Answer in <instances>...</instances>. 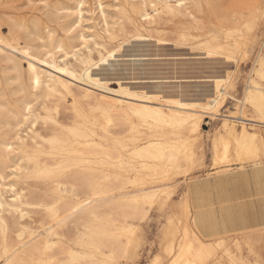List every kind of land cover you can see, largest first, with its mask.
Masks as SVG:
<instances>
[{"label":"bare ground","instance_id":"bare-ground-1","mask_svg":"<svg viewBox=\"0 0 264 264\" xmlns=\"http://www.w3.org/2000/svg\"><path fill=\"white\" fill-rule=\"evenodd\" d=\"M95 1L94 11L85 10V0H75L73 7L64 5L47 13L56 15L59 22L64 18L60 23L64 35L59 38H55L54 28L47 30L46 38L41 36L39 21L32 23V30L27 27L26 35L31 40L38 37L37 44L12 43L0 30V60L15 72L5 82L0 79V264H112L125 257L135 235L133 221L144 220L147 206L163 191L149 184L188 172L181 164L190 168L195 151L186 134L199 131L203 115L218 116L227 98L239 105L223 117L228 138L223 131L218 135L216 141H221L225 151L215 154L212 166L219 169L216 172L228 170L229 163H222L231 161L234 141L235 159L255 162L251 172L257 181L255 197L264 203V164L257 159L260 151L264 153V139L252 130L264 128V0H228L227 42L207 40L203 46L208 56L224 55L228 68L251 65L243 96L229 93L232 75H209L201 101L193 102L180 95L131 91L123 86L119 88L121 97H112L79 81L87 78L107 89L108 81L92 77L93 67L105 64L133 39L155 37L157 42H167L160 34L164 24L172 22V30H179L183 39L194 36L191 33L203 25L200 16L206 0H112L115 9L111 13L104 0ZM61 10L65 12L59 15ZM23 23L13 21L10 34L26 29ZM66 93L97 99L100 116L93 115L98 110L88 114L77 108L74 97L76 117L60 120L58 114L66 103L61 97ZM249 108L253 117L245 113ZM123 125H128V132L118 136L121 131L116 128ZM115 164L117 170L111 168ZM237 174L231 183L238 184ZM129 184L141 189L136 194L127 192ZM244 202L240 196L228 202V230L216 215V230L196 237L190 236V229L183 230V242L171 264H206L217 248L205 241L223 244L230 233L246 231L245 226L236 225L241 216L235 215ZM183 205L188 213L193 212L189 199ZM193 221L198 229L197 216ZM172 250L170 247V253ZM230 251L226 254L235 261ZM214 264L223 263L217 259Z\"/></svg>","mask_w":264,"mask_h":264},{"label":"rangeland","instance_id":"rangeland-1","mask_svg":"<svg viewBox=\"0 0 264 264\" xmlns=\"http://www.w3.org/2000/svg\"><path fill=\"white\" fill-rule=\"evenodd\" d=\"M104 1L106 2L108 10L111 13V11L115 9L113 6H111L112 3L110 1L112 0ZM95 2V0H85V10L88 11L89 8V10L94 11L97 6ZM73 3L75 4V0H0V30L12 43L17 41L22 46L26 45L25 42H34V44L40 42V39L36 36L35 38L32 37L33 40L26 36L27 27L29 30H32L34 28L32 24L34 21H39L38 32H40V35L44 38H46L47 30L49 28L55 29V38L62 37L64 33L61 30L60 25L62 22H64V18L60 19L61 22H59V18H57L56 15L54 18L53 16H49L47 13L50 14V12H55L57 8H62V6L64 8V5L67 7H73ZM61 11L58 13L59 15L65 12L64 10ZM88 15L90 16L89 13L86 14V16ZM200 17L203 25H201V29L191 33L194 36L188 35L185 39H183L179 30H172V26H174V24L170 22L172 23L171 25L170 23L163 25V30H161L160 33L163 37L168 39L167 42H157L155 37H152V39L150 37L143 39H133V41L131 40L130 42L124 44L122 50L118 53H115V55L108 59L105 64L101 63L102 65L99 64L96 66V68L93 67L91 70L92 77L101 78L102 82L108 81L106 82L108 87L107 89L97 86L87 78H85L83 82L79 81V84L89 87L98 93L106 92L104 94L108 93L107 95L112 97H121L119 88L121 89L123 86V88H128L131 91L158 90L163 93L166 92L167 95H170V93L171 95H180V98L182 97L181 99L184 101L193 102V100L201 101V93L208 89L210 82L205 81L207 76H225V74H228L233 76L231 83L228 86L229 93L237 98H241L247 85L246 79L249 75L251 65L245 64L241 67L230 65V68H228L229 65L227 66V63H225L224 55L216 54L208 56L205 53L206 50H204L207 40H210L213 43H221L223 45L228 40L225 38V36H228V0H206L204 3V11L201 13ZM13 21H17L18 23L24 22L25 24H23L25 25L26 29H20L17 33H15L17 35L12 36L9 32V25L12 24ZM144 25L146 27L148 26L146 24ZM168 25L170 26V29L168 28ZM215 28L220 32H218ZM166 33H168V35ZM15 38L19 39L17 40ZM39 57H42V52L40 53ZM6 66L7 64L0 60V79L3 82H5L4 78L6 79L9 76L15 75V72L7 70L5 68ZM26 66L27 65L25 64V67ZM24 77L25 80H27L26 74ZM110 89L113 90L110 91ZM114 89H116L115 92ZM106 90L110 92H107ZM74 97L75 95L67 93L61 97L63 98V102H66L65 105H67L66 108L64 105V108H62L63 110L61 109L58 114V118L60 120L64 118L73 119L76 117V111L72 107L75 98H77ZM99 105L100 102L95 98L92 99V97L89 98L78 95V98L76 99L77 108L83 110L85 113L89 112L88 114H90V111L98 110L94 113L91 112L93 115L98 113V115H96L97 117L101 114L99 113V109H96ZM238 105L239 103L236 101L227 98L226 105L220 110L218 116H211L207 114L203 115L199 131L186 134L188 138L185 136V139L191 140L193 142V149L195 151L194 163L189 168L184 162H182V168L188 170V172H185L186 174L182 172L181 175L178 174L176 176H172L162 183H154L149 184L151 186H146L152 188L155 187L156 189L163 190L164 192L162 191L160 193L161 195L159 194L160 197L158 196V198L160 200L156 199L152 206H147L149 211L144 220L133 221V223L135 222L134 224H136L134 231L135 235H133V243H131V247L129 246L128 248V253L125 256L126 258H117L115 261H111L112 264H171L179 250L180 244L183 242L182 237L184 231L186 229H190L191 231L189 230V232L191 237H196L197 234H200L193 221V212L190 211L188 213L183 205V202L186 199H189L187 195V189L194 179L200 177V175L204 173H206L208 176L211 175L209 165L207 164L211 149V147L208 145V140H210V130L217 129L214 131L216 133L213 136V145L211 149L214 158L215 154L218 156L223 155L225 151L223 145H221V141H216L217 135L221 136L220 132L223 131V137L228 138V132L224 131L222 127L224 121L223 117L225 115L231 114L235 109L237 110ZM83 107H86V110H84ZM91 107L93 108L91 109ZM245 113L247 117H253V115H255L251 108L247 109ZM123 126L116 128L118 132L121 131L118 136H125L128 132H125L126 129L128 130V125ZM140 129L147 131L143 126H140ZM252 130L262 134L264 139V128H254ZM235 145L236 143L234 141H232L230 144L229 154L232 155L230 156L231 161L224 162L225 164L222 163V165L225 166L229 163L228 173L235 172V174L241 173L244 175L248 170H252L254 168L255 162H253V160H243L241 162L236 160V156L234 155V153H236ZM219 149H221L223 152H221ZM257 159H259V162L261 163L263 161L264 164V153L262 151H260V156ZM113 165L111 168L117 170L116 164L115 166ZM240 165L243 167L239 168L241 167ZM218 170L219 169L214 171L216 172ZM220 172L216 173L218 174ZM130 175L132 176L134 174L130 173ZM140 189V186L135 187V185H130L126 191L132 192L133 194L135 192L136 194ZM173 190L174 193L171 197L165 196V194ZM245 191L242 190V195L246 193ZM202 238L203 240H211L209 238ZM225 238L226 239L223 244L218 243L214 239L212 240L213 242L209 241L210 243L205 241L210 246L212 244L211 247L214 245L217 246H214V248L217 249L215 250L213 257L206 264H214L217 259L223 264H264V225L247 229L244 232H232L225 236ZM238 242L240 243L239 248L236 247L237 244H239ZM245 242L247 244H245ZM71 244L74 247H77V245L74 243L71 242ZM166 246L173 248L171 253L169 251L170 247ZM223 246H225V248ZM230 247L232 248L230 249ZM228 250H231L230 252L235 261L230 260L228 254H226V251ZM157 258L159 260H156ZM241 258L242 261L240 260ZM155 261L158 263H155Z\"/></svg>","mask_w":264,"mask_h":264},{"label":"crops","instance_id":"crops-1","mask_svg":"<svg viewBox=\"0 0 264 264\" xmlns=\"http://www.w3.org/2000/svg\"><path fill=\"white\" fill-rule=\"evenodd\" d=\"M215 130L217 129L210 130L209 134L210 140H208V145L211 149L213 145V136L216 133L214 132ZM211 149L209 152V161L207 162L211 175L208 176L206 173L200 175V177L192 181L187 189V195L193 208V216H197L199 220V232L216 230L213 226L218 223L214 221L213 215L219 217V224L225 226L228 230V225L231 226L230 220H228V216L230 215V211H228V202L236 197L239 198V196L244 198L245 202L241 207L238 206L235 209V215L238 214L241 216L237 218L236 225L245 226L247 229L263 225L264 203L261 199L255 197V184L257 181L253 179L252 170H248L244 175L238 173V184L231 183V177L235 175V172L228 174V170H226L227 172L216 174L214 171L215 169L212 168L214 158ZM222 167L224 166H221V168ZM242 190H246L244 195H242ZM219 229L221 228H218V230Z\"/></svg>","mask_w":264,"mask_h":264}]
</instances>
